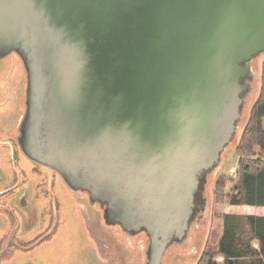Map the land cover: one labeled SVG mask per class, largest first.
Here are the masks:
<instances>
[{
	"label": "water",
	"instance_id": "obj_1",
	"mask_svg": "<svg viewBox=\"0 0 264 264\" xmlns=\"http://www.w3.org/2000/svg\"><path fill=\"white\" fill-rule=\"evenodd\" d=\"M29 73L33 160L149 237L163 264L205 211L264 54V0H0V56Z\"/></svg>",
	"mask_w": 264,
	"mask_h": 264
},
{
	"label": "rangeland",
	"instance_id": "obj_2",
	"mask_svg": "<svg viewBox=\"0 0 264 264\" xmlns=\"http://www.w3.org/2000/svg\"><path fill=\"white\" fill-rule=\"evenodd\" d=\"M263 62L264 54L251 63L255 75L253 92L245 104L233 142L222 154L219 167L208 175L204 194L207 198L206 209L193 221L187 238L182 243L173 244L167 250L163 264H197L210 233L220 229L219 216L222 214L264 216V207L228 205L217 202L214 197L218 179H237L236 167L239 157L236 144L241 137L249 111L259 95ZM27 177V182L34 189L33 192H36V185L42 180L38 179L31 166ZM44 182L46 193L39 196L34 208L38 216L42 217L41 214H44L47 217L44 224L45 229L49 230L46 241L27 254L15 253L14 264L26 263V261L35 264H147L150 241L145 232L131 236L123 233L118 226H108L105 224L102 209L98 205L90 204L86 192H72L59 178L55 181L49 180L48 174ZM50 182L52 188L48 186ZM50 191L56 201L50 200ZM52 205H55L54 209ZM55 214L58 215L56 220L52 217ZM51 218L54 222L49 224ZM35 226L32 232L36 233L40 224L37 223ZM6 227V222L1 223L0 232L2 233ZM24 229L26 231L28 227Z\"/></svg>",
	"mask_w": 264,
	"mask_h": 264
},
{
	"label": "flooded vegetation",
	"instance_id": "obj_3",
	"mask_svg": "<svg viewBox=\"0 0 264 264\" xmlns=\"http://www.w3.org/2000/svg\"><path fill=\"white\" fill-rule=\"evenodd\" d=\"M29 73L21 55L15 51L0 56V224L7 223V227L0 232V264H14L15 253H28L46 241V216L37 215L34 208L39 196L44 194V180L48 174L49 180L59 178L72 192L57 171L31 159L24 151L21 142L20 123L28 108ZM37 174L41 183L36 185L33 192L28 179L29 168ZM10 175V176H9ZM58 176V178H57ZM48 185L52 188V182ZM56 184V183H54ZM51 186V187H50ZM56 186V185H53ZM42 188V190H40ZM80 191V190H79ZM86 192V191H82ZM103 211L101 203H94ZM50 200H55L50 191ZM56 201V200H55ZM55 205H52L54 209ZM55 220L58 215L52 216ZM50 218V217H49ZM105 224L110 226L104 218ZM51 218L49 224L53 223ZM40 224L38 232H32L36 224ZM122 232L128 235H137L126 232L120 224ZM25 227L28 230L25 231ZM4 227H1V229ZM144 232V231H143ZM142 233V232H140ZM19 264V263H18ZM21 264H35L31 261Z\"/></svg>",
	"mask_w": 264,
	"mask_h": 264
},
{
	"label": "trees",
	"instance_id": "obj_4",
	"mask_svg": "<svg viewBox=\"0 0 264 264\" xmlns=\"http://www.w3.org/2000/svg\"><path fill=\"white\" fill-rule=\"evenodd\" d=\"M236 150L237 179H218L215 200L264 207V62L259 95ZM219 218L221 227L210 233L197 264H264V216L225 213Z\"/></svg>",
	"mask_w": 264,
	"mask_h": 264
}]
</instances>
